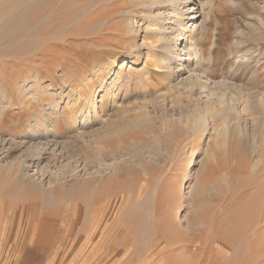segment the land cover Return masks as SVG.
I'll return each mask as SVG.
<instances>
[{"label": "rangeland", "instance_id": "374dc122", "mask_svg": "<svg viewBox=\"0 0 264 264\" xmlns=\"http://www.w3.org/2000/svg\"><path fill=\"white\" fill-rule=\"evenodd\" d=\"M212 1L205 4L210 35L200 40L206 48L200 72L220 80L254 51L253 79L241 74L243 67L237 81L264 103V0ZM139 2L112 0L113 14L137 12ZM102 9L99 0H0V160L16 168L0 169L2 261L264 264L259 135L241 125L224 144L211 126L203 134L193 129L194 102L172 89L187 72L170 79L153 51L147 86L131 80L144 68L141 54L121 44L114 49L121 21L98 23L109 14ZM36 68L45 92L26 107ZM83 74L93 77L90 120L80 117L88 109L83 101L67 119L71 126L58 117L59 136L38 132L32 139L34 115L48 114L33 110L51 94L65 104L72 86H84ZM31 151L42 156L28 162L30 179L20 178L18 164Z\"/></svg>", "mask_w": 264, "mask_h": 264}, {"label": "bare ground", "instance_id": "6f19581e", "mask_svg": "<svg viewBox=\"0 0 264 264\" xmlns=\"http://www.w3.org/2000/svg\"><path fill=\"white\" fill-rule=\"evenodd\" d=\"M100 1L104 6V9L102 10L109 14L99 20L98 23L109 25L116 17L121 21L114 32V35L116 36V41L114 40L113 42L114 49L116 50L118 44H121L128 52L137 51L138 55L141 54L144 68L133 71L135 75L134 78L131 76V80L134 79L136 83H142L144 88L147 86L149 73L145 66L148 63V60H152L153 51L155 55H159V63L163 65V67H167L166 73L170 79L174 76L180 75L184 70L187 72V75L178 83H175L172 89L176 90L179 95L190 96L189 98L194 102L192 104L194 106L192 114L194 116V119L192 118L193 129L200 132V134H203L208 130L209 126H211L216 138L225 144L232 132L242 125L245 131H251V133L256 136L259 135L260 149L264 154V103L261 100H256V98H254V92L252 93L250 91L251 93H248L249 91L247 90V93H243L242 90L240 91V85L238 86L237 81V71L239 72L243 67L245 69L241 74L247 75L251 72L250 78L253 79L255 74L254 51L252 50L253 52L250 54L248 53L246 56L241 55L238 58V60H242V62L240 60L241 65L236 67V69L231 67L233 69H231V73L224 74L223 78L220 80L214 78L210 70H208V72H200L199 67L203 65L202 62L205 59L204 51L206 49L200 43V40H203V38L210 35L208 34V22L211 17V12L210 10H206L205 4L212 3V0H206L204 2L203 0H140L139 11L133 12L130 10H120L116 15L113 14L115 10L113 9L112 0H99V2ZM198 3H201V5L198 6ZM90 12L91 11L88 13ZM138 15H142V18L144 17L146 21L139 24V19H137ZM200 16H203L201 21L199 20ZM84 17L85 16H81L80 19H84ZM91 18H94V15H89L87 19L89 20ZM190 20L191 24H188V21ZM141 34H143V36L141 37V43L139 44L136 39H138ZM118 38H120L121 41H119ZM178 41L181 43L178 44ZM183 42V47L178 49V46H181ZM214 44L216 43L213 42V45ZM213 48L214 47L211 46L212 51L214 50ZM126 59L127 57L121 58L119 61L125 62ZM235 66L236 65L233 67ZM209 67L207 69H209ZM127 73L130 75L131 71L129 70ZM33 78L35 80L34 90L30 94V98L27 100L28 102L23 100L24 105L27 103L26 107H32L34 105L31 101L38 99V90H44L45 92V87L42 85L43 81L40 78V72L37 68L35 69ZM83 79L84 86H72L70 96L65 104L60 102L62 99L59 101L56 95V97H54V95L51 94V99L47 101L46 105H40L33 110V112H36L38 108H41L42 110L43 107L49 115H41L44 110L41 113L36 112L34 115V123L28 125L34 131L31 135L32 139H37L40 135L42 138H47L52 134L55 137L59 136L60 132L56 128L59 124L58 122H60L58 117L64 118L66 126H71L72 123H69L67 119L74 117L76 113L75 108L80 104H82L81 107H84L86 103L88 105L87 110L83 112L80 111V117L83 121L85 119L90 120L89 117L87 118L88 114L91 113L93 108L96 109V99H94L93 96L90 97L91 92L89 89V97L87 93V88L91 85L93 77L89 74H83ZM105 95L107 96V94ZM83 101L86 103L83 104ZM37 102L39 101L37 100ZM31 107L28 109L26 108V111L32 112ZM23 108V110H25V107ZM99 121H102L101 117H99ZM40 125L46 126L43 128L41 127L39 130L36 129V127H39ZM38 132L41 134L39 135ZM41 154L42 153L38 151H31L24 160L19 162L17 174L20 178L23 177L26 179L28 176L26 171L28 169V162L30 163V161H34L38 158L40 159L42 156ZM10 168L11 172H16L15 165H3L0 160V169L7 170ZM27 178L30 179L29 176ZM30 183L32 184V181ZM100 214L98 220L99 230L100 227L103 228V211H101ZM46 225H48V222H46L44 227ZM101 233H104V230Z\"/></svg>", "mask_w": 264, "mask_h": 264}, {"label": "crops", "instance_id": "0c3cea01", "mask_svg": "<svg viewBox=\"0 0 264 264\" xmlns=\"http://www.w3.org/2000/svg\"><path fill=\"white\" fill-rule=\"evenodd\" d=\"M1 246H2V231L0 230V264H4L1 258ZM8 252H11L10 250ZM8 264V263H5Z\"/></svg>", "mask_w": 264, "mask_h": 264}]
</instances>
